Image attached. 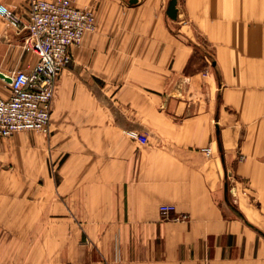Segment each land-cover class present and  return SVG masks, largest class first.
Masks as SVG:
<instances>
[{"label": "crops", "instance_id": "1", "mask_svg": "<svg viewBox=\"0 0 264 264\" xmlns=\"http://www.w3.org/2000/svg\"><path fill=\"white\" fill-rule=\"evenodd\" d=\"M72 1L95 27L56 77L50 133L0 138V172L33 222L22 250L53 246L55 264H264V0H177L176 19L169 0ZM0 4L21 20L0 16V72L29 69L30 0ZM230 190L252 223L226 212Z\"/></svg>", "mask_w": 264, "mask_h": 264}, {"label": "built area", "instance_id": "2", "mask_svg": "<svg viewBox=\"0 0 264 264\" xmlns=\"http://www.w3.org/2000/svg\"><path fill=\"white\" fill-rule=\"evenodd\" d=\"M0 16L6 25L17 28L21 20L7 6L0 4ZM95 15L89 8L72 0H30L29 19L22 44L34 52L36 63L29 69L5 74L10 93L0 95V138L15 132L36 130L50 133L53 91L57 75L73 60L72 48L93 30ZM137 139L144 143L147 136ZM160 211H174L173 205H161Z\"/></svg>", "mask_w": 264, "mask_h": 264}, {"label": "rangeland", "instance_id": "3", "mask_svg": "<svg viewBox=\"0 0 264 264\" xmlns=\"http://www.w3.org/2000/svg\"><path fill=\"white\" fill-rule=\"evenodd\" d=\"M128 2L131 4V6L138 4V0H128ZM84 7H87L90 9L89 5L84 6ZM111 15L114 18L118 16V20L123 19L122 13L121 14L113 13ZM132 19L133 18H130L129 16L125 18V20H129V21ZM95 20H96V17H95ZM171 24L173 26L172 32L174 34H177L178 30L176 27L177 26L176 23L171 21ZM196 37L202 38L199 34H197ZM199 41L202 42V40H199ZM199 52L202 53L203 51L201 50ZM28 132L42 133L36 130H27V131L15 132L11 136L15 134L24 135L25 133H28ZM18 184H20L19 180L17 178L15 179L13 174L4 175L0 172V230H3L4 232L3 240H4V247L6 248L3 251V253L0 254V258L2 261L1 263L2 264H42L44 261L45 263L48 262L50 264H55V262L59 260L58 259L59 254L57 250H54L55 247L53 246L51 247V250L46 253L42 251L32 252V251L22 250V244H23L22 240H25V236H22V235L25 233V230L29 229L31 231L30 227L33 224V222L28 221V220L23 221L20 219L21 217L20 213L21 214L26 213L28 211V205L25 199L26 191L24 189H18L16 187V185ZM243 192L245 196L246 192L248 191L244 190ZM233 197H234L233 190H230V192L228 191L227 204L225 206L226 212L228 213H241L242 212L244 214V218H246L245 222L248 224L252 223L251 220L249 219L250 218L249 216H251L250 206L244 204L243 206L239 207L235 205ZM20 198H24L25 200L24 201L20 200ZM29 210L33 211V208L31 207ZM13 233H15V235L11 237L10 234L13 235ZM7 234L10 236H7ZM18 249H20V251H18Z\"/></svg>", "mask_w": 264, "mask_h": 264}, {"label": "water", "instance_id": "4", "mask_svg": "<svg viewBox=\"0 0 264 264\" xmlns=\"http://www.w3.org/2000/svg\"><path fill=\"white\" fill-rule=\"evenodd\" d=\"M177 0H169L166 14L171 19H176L177 17ZM0 77L6 81H10V78L6 76L4 73L0 72Z\"/></svg>", "mask_w": 264, "mask_h": 264}]
</instances>
